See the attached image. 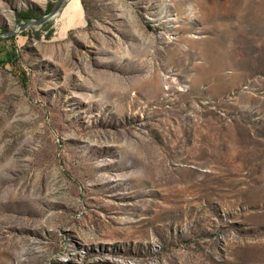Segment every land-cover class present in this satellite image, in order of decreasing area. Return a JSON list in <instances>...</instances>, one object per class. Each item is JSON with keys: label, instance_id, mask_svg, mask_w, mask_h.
I'll return each instance as SVG.
<instances>
[{"label": "rangeland", "instance_id": "374dc122", "mask_svg": "<svg viewBox=\"0 0 264 264\" xmlns=\"http://www.w3.org/2000/svg\"><path fill=\"white\" fill-rule=\"evenodd\" d=\"M48 24L0 41V264H264V0Z\"/></svg>", "mask_w": 264, "mask_h": 264}, {"label": "water", "instance_id": "95a60500", "mask_svg": "<svg viewBox=\"0 0 264 264\" xmlns=\"http://www.w3.org/2000/svg\"><path fill=\"white\" fill-rule=\"evenodd\" d=\"M68 1H70V0L59 1L56 4L52 13L46 15L41 20H34L31 22H27V23H19V24H17V27L14 31L7 33V34L0 35V38H3V39L14 38V37H17V36L27 32V31H30L34 28L44 27L46 24H48L49 22H51L52 20H54L55 18H57L61 14V10L63 8V5L65 3H67Z\"/></svg>", "mask_w": 264, "mask_h": 264}, {"label": "trees", "instance_id": "16d2710c", "mask_svg": "<svg viewBox=\"0 0 264 264\" xmlns=\"http://www.w3.org/2000/svg\"><path fill=\"white\" fill-rule=\"evenodd\" d=\"M55 6L56 5H51V7H50V13H52V11L54 10ZM44 17L45 16H43L39 12H36V11H28V12L19 14V21H20V23H27V22H31V21H34V20H41ZM49 25L50 24H48V26ZM48 26L46 27V29L48 28ZM52 33H54V31H52L51 34ZM51 36L52 35H48L45 39H47V40L50 39V41H51ZM4 40L5 39L0 38V41H4Z\"/></svg>", "mask_w": 264, "mask_h": 264}, {"label": "bare ground", "instance_id": "6f19581e", "mask_svg": "<svg viewBox=\"0 0 264 264\" xmlns=\"http://www.w3.org/2000/svg\"><path fill=\"white\" fill-rule=\"evenodd\" d=\"M69 2V1H68ZM134 32V31H133ZM132 33V32H131ZM133 36V35H132ZM124 91V90H123ZM125 91H126V89H125ZM18 199V198H17Z\"/></svg>", "mask_w": 264, "mask_h": 264}]
</instances>
